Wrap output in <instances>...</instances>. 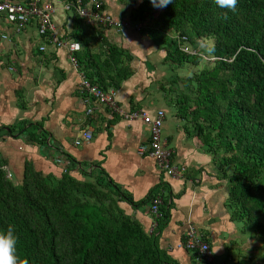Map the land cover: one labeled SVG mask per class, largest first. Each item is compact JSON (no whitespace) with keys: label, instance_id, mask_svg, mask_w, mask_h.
<instances>
[{"label":"trees","instance_id":"1","mask_svg":"<svg viewBox=\"0 0 264 264\" xmlns=\"http://www.w3.org/2000/svg\"><path fill=\"white\" fill-rule=\"evenodd\" d=\"M67 1L75 19L71 39L82 45L76 53L79 67L104 90L117 87L132 73L123 62L128 54L107 41L104 26L79 15L78 0ZM89 1L94 6V0L81 3ZM133 3L130 15L142 24L139 31L155 36L166 49L165 62L174 72L166 90L177 117L204 143L227 180L232 219L244 224L264 250V0H237L234 13L214 0H172L164 8L154 7L152 0ZM185 42L216 59L181 51ZM98 43L105 57L92 52ZM206 45L214 46L211 54ZM202 60L201 70L180 75V69ZM7 165L0 152V230L12 226L29 264H178L160 246L158 234L124 211L122 193L104 176L82 180L64 172L57 178L28 162L23 178L16 180ZM159 187L143 200L128 195L124 200L134 208L157 200V229L162 230L172 204ZM192 253L208 263L197 250Z\"/></svg>","mask_w":264,"mask_h":264},{"label":"crops","instance_id":"2","mask_svg":"<svg viewBox=\"0 0 264 264\" xmlns=\"http://www.w3.org/2000/svg\"><path fill=\"white\" fill-rule=\"evenodd\" d=\"M50 1L55 7L56 34L73 40L75 19L74 12L65 7L68 1ZM101 1L106 13L136 23L130 15L134 3L113 0L111 10L107 0ZM85 6L91 9L92 1ZM103 30L109 43L128 54L123 62L132 68L114 87L117 110L82 91L84 70L72 64L67 47H56L40 35L34 20L18 31L16 24L0 14V152L8 160L10 176L21 180L28 162L57 178L64 172L82 180L104 176L122 193L119 204L124 211L158 234L160 246L178 264L201 263L191 250L179 246L190 224L213 252L217 250L212 252L216 264H241L231 254L233 250L249 255L246 264H264L260 241L232 219L227 180L204 143L185 129L186 122L171 105L166 88L174 72L165 62L162 43L133 26ZM101 45L95 44L92 52L105 57ZM142 109L151 114L164 110L163 138L173 151L174 162L186 167L182 176L167 174L152 156L139 152L149 143L150 128L142 117L131 114ZM85 130H91L93 138L76 144ZM157 186L163 199L172 204L170 220L162 230L157 229V214L149 202L134 208L124 200L125 195L143 200Z\"/></svg>","mask_w":264,"mask_h":264},{"label":"built area","instance_id":"3","mask_svg":"<svg viewBox=\"0 0 264 264\" xmlns=\"http://www.w3.org/2000/svg\"><path fill=\"white\" fill-rule=\"evenodd\" d=\"M79 3H81L80 0ZM102 4V1L94 0V6H92L91 9L80 4L77 7V11L91 25H102L107 28L114 27L117 31L131 26H133L136 30L141 29V23L132 24L128 20L117 19L106 13L101 8ZM65 7L70 9L71 6L67 4ZM0 14H3L9 22L16 24L18 31H20L21 28L28 22L34 20L38 25L40 34L49 38L50 42H53L58 47H67L72 64L76 68H79V61L76 53L81 50V43L75 40H63L56 34V26L53 20L55 7L50 0H29L27 2L0 0ZM182 38L186 41L185 37ZM183 48H187L189 50L187 53L189 54H198L207 60L216 59L215 57L210 58L206 54L201 53L200 50L191 47L187 44V42H185ZM81 75L83 91L88 92L91 96L98 100V102L110 105L112 108L117 110L116 92L114 88L104 90L99 85L91 83L84 74V71H82ZM89 112H92V109H90ZM164 116V110H158L157 113L151 114L147 110L142 109L131 114V117H142L150 128L149 144L142 145L139 148V152L141 154H148L152 156L156 160L159 167L167 174L172 176L182 175V172L186 170V167L180 166L174 162L173 151L166 145L163 138ZM92 138L93 132L91 130H85L81 137L75 140V143L83 144L90 141ZM157 202L158 201L156 200L155 204L152 206V210L155 212L158 211V207L156 206ZM159 202H161V200ZM179 246L191 251L197 250L200 256L204 257L207 261H213L210 244L202 239L193 224L189 225L187 233L185 234V240L180 243Z\"/></svg>","mask_w":264,"mask_h":264},{"label":"clouds","instance_id":"4","mask_svg":"<svg viewBox=\"0 0 264 264\" xmlns=\"http://www.w3.org/2000/svg\"><path fill=\"white\" fill-rule=\"evenodd\" d=\"M214 2L218 7L222 9H227L229 11H232L233 13L237 9V0H214ZM77 3L78 6L82 4L79 3V0L77 1ZM170 3H172V0H152L153 6L157 8L167 7ZM67 4L71 6L70 9L68 10H72V5L69 2H67ZM213 50H214L213 45H206V51L209 54H211ZM181 51L188 52L189 50L187 48L182 47ZM216 251L214 252L212 251V252L215 253ZM207 262L208 264L212 263V261L211 262L207 261ZM0 264H29L28 259L20 255L19 239L18 236L15 234V231L12 228V226H9L6 230H0Z\"/></svg>","mask_w":264,"mask_h":264},{"label":"rangeland","instance_id":"5","mask_svg":"<svg viewBox=\"0 0 264 264\" xmlns=\"http://www.w3.org/2000/svg\"><path fill=\"white\" fill-rule=\"evenodd\" d=\"M110 1H113V0H107V2L109 3L108 5H109V7L111 8V4H110ZM129 2H132L133 3V0H125V1H121V3L122 4H124V3H126V4H128ZM131 3V4H132ZM129 5V4H128ZM132 6V5H131ZM131 9V8H130ZM111 10H113L112 8H111ZM136 30V29H135ZM147 35V34H146ZM171 35L172 36H177V33L175 32V31H171ZM153 39H157V38H155V36H153L152 37ZM157 41H159V40H157ZM207 43H212V40L210 39V40H207ZM151 53H153V52H151ZM205 61L204 60H202L199 64H195V65H186V67L184 68V69H181V75L182 76H186L187 74H188V71H194V70H201L203 67H204V65H205ZM241 224V229H242V231L244 232V233H249V231H244V224H242V223H240ZM234 252H231V254L234 256V258L237 260V261H239L241 264H246V260H248L247 261V263L249 262V260H250V258H249V255H247V254H244L243 252H240V251H238V250H233ZM263 252H264V250H263ZM246 255L248 256V259H247V257H246ZM232 256V257H233ZM230 258L231 257H227V261H230ZM213 263H211V264H216V261H212Z\"/></svg>","mask_w":264,"mask_h":264},{"label":"bare ground","instance_id":"6","mask_svg":"<svg viewBox=\"0 0 264 264\" xmlns=\"http://www.w3.org/2000/svg\"><path fill=\"white\" fill-rule=\"evenodd\" d=\"M40 35H41V34H40ZM44 37H45V36H44ZM44 37H43V38H44ZM52 44H53V43H52ZM54 45H55V44H54ZM55 46H56V45H55ZM56 47H57V46H56ZM69 56H70V55H69ZM85 75H86V74H85ZM81 87H82V86H81ZM82 91H83V90H82ZM84 92L86 93V91H84ZM82 93H83V92H82ZM85 93H84V94H85ZM87 93H88V92H87ZM85 95H86V94H85ZM89 96H90V95H89ZM90 97H91V96H90ZM92 98H93V97H92ZM89 100H90V99H89ZM87 101H88V100H87ZM104 105H105V104H104ZM164 117H165V116H164ZM165 118H166V117H165ZM142 155H143V154H142ZM171 176H172V175H171ZM181 176H182V175H181ZM176 177H177V176H176ZM154 203H155V202H154ZM157 206H158V203H157ZM151 212H152V211H151ZM155 215H156V213H155ZM155 226H156V225H155ZM200 235H201V234H200ZM204 238H205V237H204ZM185 249H186V248H185ZM196 253H197V252H196ZM196 253H195V251H194V254H196ZM212 254H213V253H212ZM196 256H197V255H196ZM194 257H195V255H194ZM202 258H203V257H202ZM194 259H195V258H194ZM199 260H201V259H199ZM199 260H198V261H199ZM201 261H202V260H201ZM195 262H196V261H195ZM199 262H200V261H199ZM206 262H207V261H206ZM212 263H213V262H212ZM200 264H201V263H200Z\"/></svg>","mask_w":264,"mask_h":264},{"label":"water","instance_id":"7","mask_svg":"<svg viewBox=\"0 0 264 264\" xmlns=\"http://www.w3.org/2000/svg\"><path fill=\"white\" fill-rule=\"evenodd\" d=\"M9 130V129H8Z\"/></svg>","mask_w":264,"mask_h":264}]
</instances>
